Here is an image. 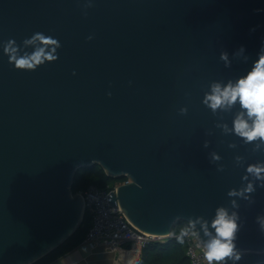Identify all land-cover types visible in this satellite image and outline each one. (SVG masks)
Masks as SVG:
<instances>
[{
  "label": "water",
  "instance_id": "obj_1",
  "mask_svg": "<svg viewBox=\"0 0 264 264\" xmlns=\"http://www.w3.org/2000/svg\"><path fill=\"white\" fill-rule=\"evenodd\" d=\"M41 48L56 58L10 60ZM261 55L264 0H0V264H35L79 229L72 182L94 164L127 179L108 199L136 230L192 222L203 245L224 208L234 254H264V172L247 171L264 141L235 133L252 123L239 100L204 102Z\"/></svg>",
  "mask_w": 264,
  "mask_h": 264
},
{
  "label": "clouds",
  "instance_id": "obj_2",
  "mask_svg": "<svg viewBox=\"0 0 264 264\" xmlns=\"http://www.w3.org/2000/svg\"><path fill=\"white\" fill-rule=\"evenodd\" d=\"M34 39H39L46 46H59L56 40L45 38L40 34H37ZM14 51L13 49L12 52L14 53ZM5 52H9V48H6ZM55 58L54 55L45 53L43 48L37 50L31 56L19 59L14 54L10 55V60L14 61L16 68L32 70L46 60L52 61ZM221 59L226 60L227 55L222 54ZM237 100H239L241 107L247 110V115L252 120V123L249 124L242 116H238L234 121L235 133L248 142L257 139L264 141V55H261L258 61L255 62L253 69L247 76L240 78L235 85L229 83L221 88L219 84H214L211 94L206 95L204 102L215 111L222 106H230ZM247 171L254 173L257 178H261L260 174L264 172V167L250 165ZM247 190H251V185H249ZM234 194V192L229 193V195ZM257 219L261 229L264 230V218L258 217ZM236 220L237 216L235 213L229 215L224 208H220L212 221L215 236H211L207 226H204L205 235L211 237L202 245L203 256L207 264H213V262L219 264V262L234 256L235 244L233 241L238 228ZM190 227L194 228L192 222H190ZM189 231L190 229L182 230L180 237H178L180 243H183V237L189 235ZM191 235L198 238V234L195 231H192ZM236 258L239 257L237 256Z\"/></svg>",
  "mask_w": 264,
  "mask_h": 264
},
{
  "label": "trees",
  "instance_id": "obj_3",
  "mask_svg": "<svg viewBox=\"0 0 264 264\" xmlns=\"http://www.w3.org/2000/svg\"><path fill=\"white\" fill-rule=\"evenodd\" d=\"M127 179L108 177L99 165L78 170L74 176L71 191L72 194L83 192L89 185H95L101 189L113 188L125 183ZM91 225V218L86 212L79 229L62 245L43 257L35 264H54L70 252L83 244L86 233ZM183 229H193L185 222H177L172 228V236L153 241L140 249L135 264H190L186 255L187 243L183 237V243L178 241ZM239 258H236V257ZM217 264V263H214ZM219 264H264V254L237 253Z\"/></svg>",
  "mask_w": 264,
  "mask_h": 264
},
{
  "label": "built area",
  "instance_id": "obj_4",
  "mask_svg": "<svg viewBox=\"0 0 264 264\" xmlns=\"http://www.w3.org/2000/svg\"><path fill=\"white\" fill-rule=\"evenodd\" d=\"M116 187L101 189L95 185H89L83 192H79L85 202V211L91 218V225L83 244L88 245L92 250L103 249L115 254L121 247L128 244H136L141 249L153 241L161 240L162 238L136 230L117 204L115 207L110 205L111 199H108V195L114 192ZM192 231L197 233L195 229H191L189 235L184 236L189 262L190 264H207L203 256V247L199 239L191 235Z\"/></svg>",
  "mask_w": 264,
  "mask_h": 264
},
{
  "label": "crops",
  "instance_id": "obj_5",
  "mask_svg": "<svg viewBox=\"0 0 264 264\" xmlns=\"http://www.w3.org/2000/svg\"><path fill=\"white\" fill-rule=\"evenodd\" d=\"M139 253L140 248L136 244L121 247L115 254L103 249L92 250L82 244L54 264H135Z\"/></svg>",
  "mask_w": 264,
  "mask_h": 264
}]
</instances>
